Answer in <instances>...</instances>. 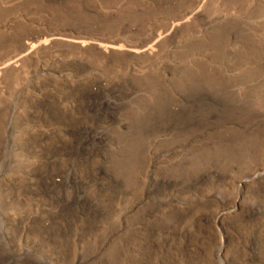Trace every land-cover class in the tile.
Here are the masks:
<instances>
[{"label":"rangeland","instance_id":"1","mask_svg":"<svg viewBox=\"0 0 264 264\" xmlns=\"http://www.w3.org/2000/svg\"><path fill=\"white\" fill-rule=\"evenodd\" d=\"M8 255L264 264V0H0Z\"/></svg>","mask_w":264,"mask_h":264},{"label":"bare ground","instance_id":"2","mask_svg":"<svg viewBox=\"0 0 264 264\" xmlns=\"http://www.w3.org/2000/svg\"><path fill=\"white\" fill-rule=\"evenodd\" d=\"M84 42H85V41H83L82 45L85 44ZM27 46H28V45H27ZM34 46H35V45H30V46L27 47V49H28V50L33 49ZM100 47H111V48H114L113 46H105V45H102V46H100ZM144 51H145V50H144ZM17 57H19V56H17ZM16 61L18 62L19 59H17ZM14 62H15V61H14ZM94 93H95V91H94ZM112 93H113V91H112ZM198 93H199V92H198ZM97 94H98V93H97ZM99 95H100V94H99ZM91 97H92V96H91ZM192 97H193V96H192ZM95 98H96V97H95ZM200 98H201V97H200ZM193 99H195V98H193ZM197 99H198V98H197ZM201 100H202V99H201ZM203 100H204V99H203ZM193 101H194V100H193ZM100 102H101V101H100ZM109 102H110V101H109ZM206 102H208V101H206ZM214 102H215V101H214ZM103 103H104V102H103ZM208 103H209V102H208ZM212 103H213V102H212ZM193 104H194V103H193ZM199 104H200V103H199ZM100 106H101V105H100ZM100 106H99V107H100ZM198 106H199V105H198ZM97 107H98V106H97ZM188 108H189V107H188ZM190 108H191V107H190ZM180 109H181V108H180ZM200 109H202V108H200ZM206 109H207V108H206ZM188 110H190V109H188ZM198 110H199V109H198ZM216 110H217V109H216ZM99 111H100V110H99ZM166 111H167V110H166ZM184 111H185V110H184ZM184 111H183V112H184ZM213 111H214V110H213ZM228 111H229V110H228ZM95 112H96V111H95ZM95 112H94V113H95ZM207 112H209V111H207ZM12 113H13V112H12ZM226 113H227V112H226ZM230 113H231V112H230ZM95 114H96V113H95ZM162 114H163V112H162ZM174 114H175V112H174ZM178 114H179V113H178ZM223 114H224V113H223ZM12 115H13V114H12ZM171 115H172V114H171ZM180 116H181V115H180ZM200 116H201V115H200ZM202 116H203V115H202ZM208 116H209V115H208ZM213 116H214V115H213ZM213 116H212V117H213ZM218 116H219V115H218ZM221 116H222V115H221ZM163 117H164V116H163ZM168 117H169V116H168ZM188 117H189V116H188ZM192 117H193V116H192ZM212 117H211V118H212ZM166 118H167V117H166ZM180 118H181V117H180ZM207 118H208V117H207ZM173 119H174V118H173ZM11 120H12V119H11ZM167 120H168V119H167ZM191 120H192V118L190 119V121H191ZM198 120H199V119H198ZM168 121H169V120H168ZM200 121H201V120H200ZM181 122H182V124H185V125L188 124L187 122H184V121H181ZM191 122H193V121H191ZM11 123H12V122H11ZM165 123H166V120H165ZM176 123H177V122H176ZM168 124H169V123H168ZM189 124H190V122H189ZM192 124H193V123H192ZM169 125H170V124H169ZM169 125H168V126H169ZM174 125H175V124H174ZM174 125H173V126H174ZM179 126H180V125H179ZM181 126H182V125H181ZM177 127H178V126H177ZM79 131H80V130H78V133H79ZM75 132H77V131H75ZM133 132H134V131H133ZM80 133H81V132H80ZM80 133H79V135H80ZM83 133H84V132H83ZM99 134L101 135L100 132H99ZM83 136H84V135H82V137H83ZM8 137H9V136H8ZM8 137H7V138H8ZM96 137H97V136H96ZM99 137H100V136H99ZM76 138H77V136H76ZM76 138H75V139H76ZM75 139H74V140H75ZM95 139H96V138H95ZM98 139H99V138H98ZM5 140H6V139H5ZM7 143H9V139L6 140L5 144L7 145ZM78 143H79V142H78ZM85 143H87V137H83V138L81 139V141H80L79 144H81L82 146H84ZM93 144H94V143H93ZM6 145H5V146H6ZM73 145H74V144H73ZM77 145H78V144H77ZM5 148H6V147H5ZM68 150H69V149H68ZM79 151H80V150H79ZM5 153H6V152H5ZM72 153H73V152H72ZM67 154H68V153H67ZM5 155H6V154H5ZM76 155H77V154H76ZM6 156H7V155H6ZM64 156H65V155H64ZM54 157H55V156H54ZM61 157H62V155H61ZM69 157H70V156H69ZM75 161H76V160H75ZM79 161H80V159H79ZM77 162H78V161H77ZM3 164H4V163H3ZM75 164H76V163H75ZM4 167H5V166H4ZM69 169H70V168H69ZM212 170H213V169H212ZM54 172H55V171H54ZM71 172H72V171H70V170L67 172V174H66V176H67V180H69V178H70V173H71ZM94 173H95V172H94ZM54 174H55V173H54ZM54 174H53V175H54ZM71 174H72V173H71ZM207 174H208V175H209V174H212V172H208ZM46 175H47V174H46ZM61 175H62V174H61ZM61 175H59V173H58V174H55V176L53 177V182H52V183H54V187H55L56 185H58V184L56 183L55 178H56V177H60ZM72 175H73V174H72ZM208 175H207V177H208ZM216 175H217V174H216ZM66 176H65V177H66ZM205 176H206V174H205ZM214 176H215V174H213V177H214ZM42 177H43V176H42ZM197 177H198V176H197ZM203 178H204V176H203L200 180H203ZM60 179H61V178H60ZM65 179H66V178H65ZM209 179H210V178H209ZM209 179H208V180H209ZM211 179H213V178H211ZM58 180H59V179H58ZM198 180H199V179H198ZM51 181H52V180H51ZM69 182H71V180H70ZM196 183H197V181H196ZM198 183H199V181H198ZM201 183H202V182H201ZM68 184H69V183H68ZM66 186H68V185H66ZM58 189H59V187H58ZM50 190H51V189H50ZM52 191H53V190H52ZM70 192H71V191H70ZM78 192H79V190H78ZM51 193H52V192H51ZM76 193H77V192H76ZM71 195H74V193L71 194ZM75 195H76V194H75ZM74 199H75V198H74ZM79 199H80V198H79ZM79 199H77V202H79V201H78ZM81 199H82V198H81ZM73 203H74V202H73ZM57 205H58V204H57ZM57 205H56V206H57ZM66 206H67V205H66ZM71 206H72V205H71ZM73 206H75V205H73ZM73 208H74V207H73ZM81 208H82V207H81ZM69 209H70V208H69ZM83 211L86 212V214L88 213L89 215H91V214L93 213V211H95V210L92 209V206H91V205H87V204H86V205L84 206V208H83ZM96 211H97V209H96ZM65 212H66V211H65ZM79 212H82V209H81V211H79ZM62 213H63V212H62ZM67 213H68V212H67ZM83 214H84V213H83ZM88 214H87V216H88ZM59 215H60V214H59ZM68 215H69V214H68ZM70 217H71V216H70ZM88 218H89V217H88ZM27 256H28V255H27ZM10 257H11V256L8 255V256H4L3 258H0V264L6 263L7 260H8L7 264H9V263H10V261H9V258H10ZM17 257H18V256H17ZM20 257H22V256H20ZM12 258H13V256H12ZM12 258H10V259H12ZM13 259H14V258H13ZM17 259H18V258H17ZM21 259H22V258H21ZM14 262H15V261H14ZM14 262H13V263H14ZM19 263H20V262H19ZM30 263H32V262H30ZM33 264H49V263H47V262H45V261H42V260H39V261H37V262H34V261H33ZM221 264H224V263H221Z\"/></svg>","mask_w":264,"mask_h":264}]
</instances>
